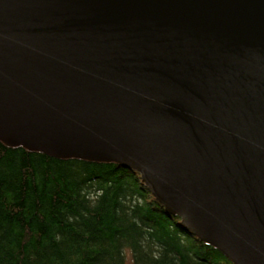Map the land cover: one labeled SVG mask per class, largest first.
<instances>
[{
    "label": "water",
    "instance_id": "1",
    "mask_svg": "<svg viewBox=\"0 0 264 264\" xmlns=\"http://www.w3.org/2000/svg\"><path fill=\"white\" fill-rule=\"evenodd\" d=\"M0 141L131 168L264 264V0H0Z\"/></svg>",
    "mask_w": 264,
    "mask_h": 264
},
{
    "label": "trees",
    "instance_id": "2",
    "mask_svg": "<svg viewBox=\"0 0 264 264\" xmlns=\"http://www.w3.org/2000/svg\"><path fill=\"white\" fill-rule=\"evenodd\" d=\"M0 264H234L139 172L0 141Z\"/></svg>",
    "mask_w": 264,
    "mask_h": 264
}]
</instances>
